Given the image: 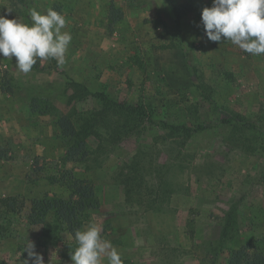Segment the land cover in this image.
Listing matches in <instances>:
<instances>
[{"label":"rangeland","instance_id":"1","mask_svg":"<svg viewBox=\"0 0 264 264\" xmlns=\"http://www.w3.org/2000/svg\"><path fill=\"white\" fill-rule=\"evenodd\" d=\"M211 6L0 0V15L21 23L52 8L72 36L62 66L37 58L24 74L0 55V264H22L28 241L44 264H72L74 237L54 218L30 222L32 201L66 197L72 176L99 202L85 226H99L123 264H227L221 243L264 234V54L209 41L201 13ZM34 96L90 122L91 158L72 160L56 118L30 113Z\"/></svg>","mask_w":264,"mask_h":264},{"label":"clouds","instance_id":"2","mask_svg":"<svg viewBox=\"0 0 264 264\" xmlns=\"http://www.w3.org/2000/svg\"><path fill=\"white\" fill-rule=\"evenodd\" d=\"M30 23L7 19L0 15V55L15 57V67L27 74L40 59H55L58 66L65 63V54L72 40L65 17L52 8L46 14L29 9ZM201 23L209 41H230L244 52L264 54V0H212V6L201 13ZM77 247L71 253L72 264H123L121 255L110 241L101 236V229L89 223L74 233ZM24 252L28 258L22 264H44L43 257L28 241Z\"/></svg>","mask_w":264,"mask_h":264},{"label":"trees","instance_id":"3","mask_svg":"<svg viewBox=\"0 0 264 264\" xmlns=\"http://www.w3.org/2000/svg\"><path fill=\"white\" fill-rule=\"evenodd\" d=\"M178 11L176 9V13ZM54 101V98L47 96H34L30 100V113L41 117H55L61 140L66 142L68 148L72 147V160L86 162L87 158H91V153L87 149V138L92 134L90 127L87 126H91L90 122L87 120L88 123H85L84 120V123L81 122L79 126H76L69 117L59 114L58 106ZM127 110L124 109V111ZM130 111H133V109L131 108ZM64 180L66 178H63L62 183L65 184V190L68 192L67 196H51L32 201V203L34 202V216L30 219V222L41 226L45 225L49 217L54 218L61 233L74 237L75 231L77 229L81 230L85 226V219L97 213L99 202L94 187L89 185L88 181L73 176L65 182ZM230 226L228 221L223 227L222 237L224 239L228 237ZM54 239H56L55 236L52 237V241L61 242V239ZM220 245L222 252L226 250L229 252L227 264H264V234L245 241L244 245L239 246V248H225L222 243Z\"/></svg>","mask_w":264,"mask_h":264}]
</instances>
